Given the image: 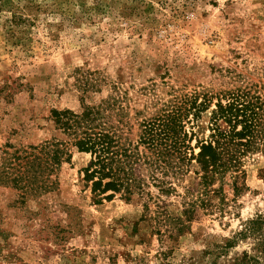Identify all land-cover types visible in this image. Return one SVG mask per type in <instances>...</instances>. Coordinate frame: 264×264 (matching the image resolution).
I'll return each mask as SVG.
<instances>
[{"label": "rangeland", "instance_id": "rangeland-1", "mask_svg": "<svg viewBox=\"0 0 264 264\" xmlns=\"http://www.w3.org/2000/svg\"><path fill=\"white\" fill-rule=\"evenodd\" d=\"M233 95L264 102V0H0V264H233L245 252L264 264L253 237L222 248L264 214V147L242 158L246 187L235 195L227 174L222 210L215 195L179 232L162 214L184 219L196 166L156 171L176 187L160 195L166 205L120 193L97 203L82 171L90 154L52 114L99 105L106 128L133 144L175 116L187 170L217 102ZM153 138L139 146L152 161L166 143ZM57 148L71 154L59 166Z\"/></svg>", "mask_w": 264, "mask_h": 264}, {"label": "trees", "instance_id": "trees-1", "mask_svg": "<svg viewBox=\"0 0 264 264\" xmlns=\"http://www.w3.org/2000/svg\"><path fill=\"white\" fill-rule=\"evenodd\" d=\"M263 103L259 98L253 100L248 95H233L226 103L219 100L212 111L209 140L200 145V151L196 155L192 154L189 157V162L186 163L187 170L175 160L178 158L184 162L188 149L186 144L188 135L181 121L175 116L163 127L158 125L156 129L145 128L141 140L133 144L120 142L116 131L106 128L103 108L99 105H86L81 113L65 109L53 110L52 114L57 129L72 138L71 145L80 152L90 154V160L82 171L84 180L91 184L97 203L102 199H112L120 193L128 200L136 194L146 195L148 201L156 198L166 205V201L160 199V195L172 194L176 191V187L165 177H158L156 171L169 168L172 173H176L189 171L190 166H196L195 173L198 176L196 178L199 180L196 182L191 180L185 187V208L182 211L184 219L168 211L161 213L181 232L198 216L201 208L209 209L213 206L211 200L215 195L219 199L217 208L222 210L219 205L225 203L223 184L227 174L232 177L231 184L235 195L246 187L245 181H240L245 176L242 158L247 153H256L264 147ZM158 136H161L166 143L167 141L170 143H159L162 145L158 151L159 159L152 161L139 150V146L150 143L154 140L153 137ZM159 144L153 143L155 146ZM49 146L48 142L41 147L48 155ZM52 154L50 158L57 166L71 157L67 150L61 148L54 149ZM193 160L195 165L192 163ZM216 183H219L218 187H214ZM150 185L158 188L157 196L149 190ZM144 207L148 210L149 202H145ZM247 237L256 239L254 250L264 252V214L246 220L242 228L227 239L222 248L232 247L240 239ZM257 263V258L245 252L241 258L237 257L233 264Z\"/></svg>", "mask_w": 264, "mask_h": 264}]
</instances>
